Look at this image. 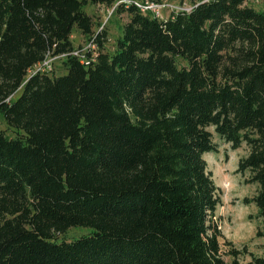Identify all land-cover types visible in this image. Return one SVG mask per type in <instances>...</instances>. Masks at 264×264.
Masks as SVG:
<instances>
[{
    "label": "trees",
    "instance_id": "trees-1",
    "mask_svg": "<svg viewBox=\"0 0 264 264\" xmlns=\"http://www.w3.org/2000/svg\"><path fill=\"white\" fill-rule=\"evenodd\" d=\"M137 1L0 0L13 131L0 129V264H241L244 246L222 258L203 155L214 136L246 146L236 171L256 188L243 201L264 217V0H191L166 18ZM88 4L126 14L112 51ZM51 57L61 73L32 70ZM71 227L88 232L59 238ZM246 253L264 264V243Z\"/></svg>",
    "mask_w": 264,
    "mask_h": 264
},
{
    "label": "rangeland",
    "instance_id": "rangeland-1",
    "mask_svg": "<svg viewBox=\"0 0 264 264\" xmlns=\"http://www.w3.org/2000/svg\"><path fill=\"white\" fill-rule=\"evenodd\" d=\"M137 2V6L142 10L149 11L159 18H166L172 11L187 10L192 4L191 0H159L157 3L143 0ZM245 4L255 9L262 7L261 0H245ZM84 10L93 20L92 30L105 31L104 49L112 51L122 23L126 20V14H118L114 11V6L108 7L101 4H88ZM71 41L74 47H80L81 59L87 60L85 52L91 50V43L75 28L71 32ZM49 67L56 74L62 72V64L59 58H48L46 63L40 66L36 65L32 70ZM0 129L7 135H13V131L7 127L1 115ZM213 141L217 144V150L212 153H205L203 158L217 187L219 197V204L215 209L213 218L220 232L219 243L222 258L228 260L225 251L229 246L224 244L226 242L236 248L244 246L245 251L253 255H262L264 217L258 215L257 209L252 203L243 201L244 198H249L254 194L256 186L246 182L247 172L236 171L237 160L246 154V146L242 144L238 148L231 149L229 144L215 136ZM87 232L88 228L86 227H71L59 235V238L70 239ZM246 252L238 256L241 264H247L249 261V255Z\"/></svg>",
    "mask_w": 264,
    "mask_h": 264
},
{
    "label": "built area",
    "instance_id": "built-area-1",
    "mask_svg": "<svg viewBox=\"0 0 264 264\" xmlns=\"http://www.w3.org/2000/svg\"><path fill=\"white\" fill-rule=\"evenodd\" d=\"M51 58H53V57H51ZM47 59H48V58H47ZM47 59H46V60H47ZM46 60H45V61H43L42 63L38 64V65L40 66V65H42V64H44V63H46ZM44 69H45V68H44ZM34 70H43V69H34Z\"/></svg>",
    "mask_w": 264,
    "mask_h": 264
}]
</instances>
